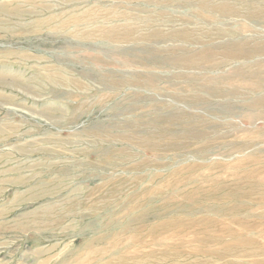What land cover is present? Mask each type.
Instances as JSON below:
<instances>
[{
  "label": "rangeland",
  "instance_id": "obj_1",
  "mask_svg": "<svg viewBox=\"0 0 264 264\" xmlns=\"http://www.w3.org/2000/svg\"><path fill=\"white\" fill-rule=\"evenodd\" d=\"M0 264H264V0H0Z\"/></svg>",
  "mask_w": 264,
  "mask_h": 264
}]
</instances>
